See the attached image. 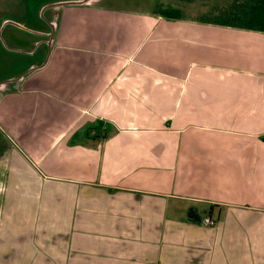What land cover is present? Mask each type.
Listing matches in <instances>:
<instances>
[{
  "label": "crops",
  "instance_id": "0c3cea01",
  "mask_svg": "<svg viewBox=\"0 0 264 264\" xmlns=\"http://www.w3.org/2000/svg\"><path fill=\"white\" fill-rule=\"evenodd\" d=\"M111 1L0 89V264H264V32Z\"/></svg>",
  "mask_w": 264,
  "mask_h": 264
},
{
  "label": "rangeland",
  "instance_id": "374dc122",
  "mask_svg": "<svg viewBox=\"0 0 264 264\" xmlns=\"http://www.w3.org/2000/svg\"><path fill=\"white\" fill-rule=\"evenodd\" d=\"M17 0H0V7L6 6L7 9H13L12 13H6L5 17L13 18V21L23 23L26 30L15 29L12 24L0 29V78L21 77L30 70L31 63H37L39 55H46L49 51V44L45 45L46 37L38 33L51 28L49 21L44 14L45 6L62 2L65 0H32L31 7L25 10V15L15 7ZM4 2L5 4H3ZM112 5L128 9H141L142 11L153 12L158 9H168L177 7L186 17H195L200 20L214 19L224 11L234 0H112ZM41 5H44L41 8ZM19 7H23L22 5ZM41 9V11H39ZM53 31V30H52ZM10 32L9 36L7 34ZM35 32V33H33ZM16 38L17 41H11L10 38ZM32 40V42H31ZM32 54L28 53L29 46L33 45ZM30 46V47H31ZM37 46V47H36ZM16 50H21L18 52ZM36 61V62H35ZM0 187V191L2 192Z\"/></svg>",
  "mask_w": 264,
  "mask_h": 264
},
{
  "label": "trees",
  "instance_id": "16d2710c",
  "mask_svg": "<svg viewBox=\"0 0 264 264\" xmlns=\"http://www.w3.org/2000/svg\"><path fill=\"white\" fill-rule=\"evenodd\" d=\"M159 14L167 18L183 16L180 10L173 8L160 9ZM213 21L224 27L264 32V0H234Z\"/></svg>",
  "mask_w": 264,
  "mask_h": 264
},
{
  "label": "flooded vegetation",
  "instance_id": "af4514ba",
  "mask_svg": "<svg viewBox=\"0 0 264 264\" xmlns=\"http://www.w3.org/2000/svg\"><path fill=\"white\" fill-rule=\"evenodd\" d=\"M3 1V0H2ZM31 2L32 0H17L15 4H18L17 6L18 7H15L16 9H18L20 12L23 13V16L25 15V10L29 7H31ZM88 3L89 0H65V1H62V2H58V3H54V4H51V5H48V6H45V12L44 14H47L48 13V16H46L49 21V24L52 28V30L54 31V23L57 19V16H58V11H59V8L62 6V5H67V4H76V3ZM3 4H5L4 2H2ZM23 6V7H19V6ZM44 5H41V8H43ZM41 11V9L39 10ZM13 12V9L11 8H8L6 6H3V7H0V29L2 26H4V28L8 25H11L15 28V29H21V30H26L25 28H27L23 23H19L18 21H13L14 19L11 17H5V14L6 13H12ZM50 28H48V30L46 31H40V33H38L39 35L41 34H45L47 35V39H51L52 37V34H53V31H52ZM35 33V32H33ZM1 34V33H0ZM10 32L7 34V36H9ZM14 38V37H12ZM49 40H46V43H49ZM36 43L34 42L33 45L30 47L29 46V51L28 53H31V55H33L32 53V49L35 48V45ZM47 45V44H46ZM37 47V46H36ZM17 51V50H16ZM21 51V50H20ZM36 62V61H35ZM34 65V67L36 66L35 63H32ZM32 65H30V70L32 68ZM24 75V74H23ZM22 75V76H23ZM21 77H7V78H0V89H6V88H9V87H14V86H17L19 81H20V78Z\"/></svg>",
  "mask_w": 264,
  "mask_h": 264
},
{
  "label": "built area",
  "instance_id": "2783aa9c",
  "mask_svg": "<svg viewBox=\"0 0 264 264\" xmlns=\"http://www.w3.org/2000/svg\"><path fill=\"white\" fill-rule=\"evenodd\" d=\"M204 223L207 225V226H213L216 224V222L212 219V218H209L207 217L205 220H204Z\"/></svg>",
  "mask_w": 264,
  "mask_h": 264
},
{
  "label": "water",
  "instance_id": "95a60500",
  "mask_svg": "<svg viewBox=\"0 0 264 264\" xmlns=\"http://www.w3.org/2000/svg\"><path fill=\"white\" fill-rule=\"evenodd\" d=\"M85 4H86V3H84V2H83V3H82V2H81V3L79 2V3H76V4L62 5L61 7H63V6H70V5H80V6H82V5H85ZM53 32H54V31H53ZM22 78H23V77H22Z\"/></svg>",
  "mask_w": 264,
  "mask_h": 264
}]
</instances>
